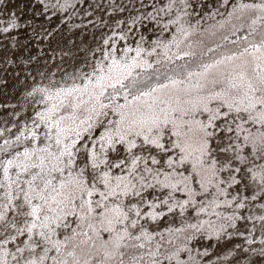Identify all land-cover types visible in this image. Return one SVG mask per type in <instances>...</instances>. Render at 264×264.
<instances>
[{
	"label": "snow or ice",
	"instance_id": "1",
	"mask_svg": "<svg viewBox=\"0 0 264 264\" xmlns=\"http://www.w3.org/2000/svg\"><path fill=\"white\" fill-rule=\"evenodd\" d=\"M0 264H264V0H0Z\"/></svg>",
	"mask_w": 264,
	"mask_h": 264
}]
</instances>
